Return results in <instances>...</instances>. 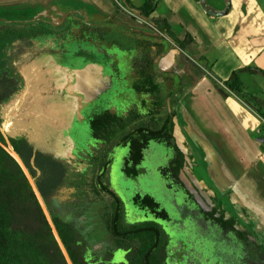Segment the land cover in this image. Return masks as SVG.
<instances>
[{"label":"crops","instance_id":"obj_1","mask_svg":"<svg viewBox=\"0 0 264 264\" xmlns=\"http://www.w3.org/2000/svg\"><path fill=\"white\" fill-rule=\"evenodd\" d=\"M128 1L0 0V24L24 26L27 31L34 27L39 32L34 39L16 42L10 55L15 49L24 53L22 48L46 53L51 45L41 42L45 38L53 46L66 49L64 60H70L69 64L65 62L58 70L61 64L55 61L45 68L64 78L69 99L81 102L79 115L85 109L80 130L73 120L68 132L79 147L92 143V116L125 117L131 106L140 107L141 103L147 106L137 111L144 115L161 111L159 104L165 94L155 97L148 90L152 84L141 69L143 61L154 59L160 75L158 84L164 88L168 85L163 76L177 77L181 84L178 103L173 96L177 91L174 85L171 95H165L167 111L174 110L206 170L217 183L232 190L234 200L264 222V114L258 111L264 108V99L250 91L254 79L264 78V0H158L155 15L170 25L184 48L164 37L160 41L171 44L170 50L156 56V48H148L143 57L140 52L137 56L134 53L133 36L163 35L152 22L134 12L140 11L146 0ZM56 36L71 40L82 36L85 41L62 45L64 40L60 43ZM79 51L85 55L78 56ZM41 57L33 61L32 67L37 70L44 65L40 64ZM246 68L251 70L240 74L248 98L243 101L226 83L234 72ZM173 101L177 104L174 107ZM117 109L123 112L117 113Z\"/></svg>","mask_w":264,"mask_h":264},{"label":"flooded vegetation","instance_id":"obj_2","mask_svg":"<svg viewBox=\"0 0 264 264\" xmlns=\"http://www.w3.org/2000/svg\"><path fill=\"white\" fill-rule=\"evenodd\" d=\"M49 62L50 60L47 61L48 65L52 66ZM27 70L30 72L32 68L27 66ZM168 79V87L171 88L174 82L177 84V77ZM174 88L178 89L176 86ZM160 96L161 94L158 97ZM159 111L154 110L155 113ZM167 112V123L163 122L157 130H161L169 123L168 127L175 126L177 131L180 124L174 110L170 109ZM99 117L91 118L92 142L95 127L99 126ZM77 128L80 130V127ZM114 128L117 129L116 126ZM151 129L152 126L140 139L132 137L128 139L126 145L120 144L118 148L121 150L114 161L109 159L110 156H103L102 160L96 157L100 172L93 178L89 190L91 186L94 194L103 195L106 204L102 208L93 209L92 206L87 208L73 203L64 219L60 220L73 231L72 249L81 263L264 264V222L261 218L238 199L234 200L232 190L217 183L210 172L208 182L196 173L199 168L196 158L198 153L191 145L190 136L185 133L191 149L195 174L215 192L214 201L217 207L233 216L253 235L256 242L247 240L242 233L231 227L229 222L222 223L214 219L210 213L204 212L177 176L176 169L180 166L177 142L170 147L171 143L154 138ZM118 136L123 140L117 133L115 137ZM94 140L96 146L92 143L90 145L93 148L103 142V139L99 138ZM152 149H155L158 159L164 160V165L152 169L161 175V179L159 177L156 179L159 186L154 180L151 182L149 180V183L151 187L157 189L158 194L161 193L160 189L164 184V188L170 193V211L154 197L150 195L142 197L140 192L151 171L145 165L147 154ZM121 151H125L126 156L121 157L120 164L118 156ZM126 184L129 188L125 187ZM124 187V191L130 194L129 198H122L118 194ZM221 203L227 205L229 210L223 209ZM222 215L226 219V214Z\"/></svg>","mask_w":264,"mask_h":264},{"label":"rangeland","instance_id":"obj_3","mask_svg":"<svg viewBox=\"0 0 264 264\" xmlns=\"http://www.w3.org/2000/svg\"><path fill=\"white\" fill-rule=\"evenodd\" d=\"M85 33L86 32H84L83 35ZM87 34L89 36L90 33ZM71 37H74V35ZM30 39H34V37ZM56 39L59 42L60 40H64L62 45H69L71 42L76 43V41L79 44H82V42L85 41V38H82V36H79L77 40H71V38L66 36H56ZM50 41L49 38H45L41 41L47 46L49 44L51 45L48 47L51 48V50L48 51L47 49L46 53L39 51L31 52L30 48H22L24 53L17 51L16 49L12 53L13 67L16 72L22 74V76L24 73L25 84L21 92L2 108L3 121L0 125V129L1 132H4V134H2L6 140H9L12 137L27 138L37 149L43 152L52 153L55 157L66 162L69 169L68 179L65 181L62 188L56 192V195L47 200L48 208L54 219L62 221L68 211H70L69 208L73 203H75V205H83L87 208L92 206L93 209L102 208L103 205L106 204V198L103 195L98 196L91 190L92 180L96 174L100 172L99 161L96 160V157H99V159L102 160L103 156H110L109 159L114 161L121 150V148H118L120 144L126 145L128 139L132 137L140 139L142 134L148 132L151 125L153 126L152 128L156 127L159 129L160 126L163 125V122L167 123V107L165 103L167 100L164 97L161 99V111H159L161 113H155L153 111L149 113V115H144L142 111H137L139 108L142 109L144 106H147L146 103H144V106H142L141 103L140 107L138 105L131 106L125 117H115L106 114L99 117V126L95 127V132L92 136V145L96 146V143L94 142V139L96 138L103 139V142L100 145H97L96 148H93L92 146L84 148V145L79 147L78 143H75L74 140L72 141L73 135L70 136L68 132L69 129H72L71 124L73 120L78 121L77 124H79L80 119H85V117L82 116L85 109L80 112L81 117L77 111L81 102L78 100L71 101L69 99V96L66 94L67 91H65L63 85L64 78L53 73L51 70V72H48L49 69L45 68L48 65V60H50L51 64L55 61H59L61 65L65 62H68L69 64L70 61L64 60L68 55L64 54L67 52L66 49L58 48L57 46L59 45L53 46V43ZM89 41H91V38ZM57 42L55 41V43ZM93 42L95 43V41ZM49 55H53V57H49ZM79 55L85 54L83 52L80 54L79 51L78 56ZM40 56H42L40 64L44 65L37 70L36 67H32L34 66L33 61L36 63ZM27 66L32 68V71L28 72ZM253 83H255V85L252 86L253 89L250 91L264 99V78L259 80L254 79ZM239 98L248 101V98L245 95L240 96ZM117 110V113L123 112L122 109ZM258 111L259 113L264 114V108H259ZM71 115H73V117ZM84 119L82 123L85 122ZM173 123H175V121ZM52 124L58 126L57 131L50 126ZM48 126H50L52 130ZM78 126L79 125H77V127ZM114 126L117 127L116 130ZM83 128L86 130L85 125ZM41 130L43 133L45 131V134H43ZM125 131L126 133H123ZM117 133L123 137V140L120 139V136H118V138L115 137ZM81 134L85 137L86 132L83 131ZM170 143L169 146L173 147L176 143V139L171 140ZM155 154V149H152L151 152L147 154V165L145 166L151 171L147 176L148 179L145 181L144 186L140 189V192L142 193V197L146 195L154 197L157 202L162 203L163 206L170 211V193L164 188V184L162 189H160L161 193L158 194L156 193L157 189L155 190V188L151 187V183H149V180L150 182L154 180L158 185L156 179H158V177L161 179V175L157 174L152 169L164 165V160L158 159ZM122 156H126L125 151L120 152L118 156L119 163L121 162ZM196 158L199 163V168L196 173H198L203 180L208 182V170L205 168L201 155H198ZM90 184L91 186L89 190ZM125 187L129 188V185L126 184ZM125 187L122 188L118 194L122 198H129L130 194L124 191ZM133 192H131V194ZM96 206H98V208ZM221 206L223 207L224 204L221 203ZM226 206L227 205H225L223 209L227 210L228 207ZM77 214H80L79 210ZM209 253H211V251H209Z\"/></svg>","mask_w":264,"mask_h":264},{"label":"trees","instance_id":"obj_4","mask_svg":"<svg viewBox=\"0 0 264 264\" xmlns=\"http://www.w3.org/2000/svg\"><path fill=\"white\" fill-rule=\"evenodd\" d=\"M127 2L129 3L128 0ZM157 2L158 0H146L145 5L140 11L147 21L155 25L163 37L157 38L139 34L133 36L134 53L136 52V56L140 52V56L143 57V52L148 48H156V56L163 54L166 50H170L173 47L171 44L170 46L164 45L160 41L164 40V37L169 38L182 49L184 48L183 44L176 39L170 25L155 15ZM35 29L34 27H29V33L24 26L0 24V125L3 121L2 108L17 96L24 87V79L14 69L10 52L13 51L16 42L38 37L39 32H36ZM115 29L121 32V29ZM91 38L95 39L94 34H91ZM103 41L106 43V38ZM141 65L142 71L146 72L152 84L148 90L153 95L165 94L170 96L171 88L168 85L164 88L157 82L160 75L158 74L154 59L152 61H143ZM249 70L251 69L246 68L234 72L231 79L226 83V87L239 97L245 95L240 74ZM142 71L139 69V74ZM163 77L169 82L166 76ZM175 83L173 85L178 89L173 92V96L176 100L178 94L182 92V87L178 80L177 84ZM176 102L178 103L179 101L176 100ZM176 102L173 101L172 107L177 105ZM168 125L170 124L168 123L161 130H157L155 127L152 128L153 137L168 143L175 139L176 127L172 126V128H169ZM50 126L55 131L58 130V126L53 124ZM50 126L48 127L52 130ZM43 134H45V131ZM8 141H10L14 150L28 167L41 196L47 204V200L56 194L65 184L69 172L66 162L55 157L52 153L37 149L27 138L12 137ZM0 142L5 145L7 144V140L2 134L1 129ZM175 151L177 153L178 149L176 148ZM178 158L180 159V154H178ZM54 224L73 263L82 264L72 249L74 238L71 228L56 219H54ZM0 264H67L26 176L15 159L1 145Z\"/></svg>","mask_w":264,"mask_h":264},{"label":"water","instance_id":"obj_5","mask_svg":"<svg viewBox=\"0 0 264 264\" xmlns=\"http://www.w3.org/2000/svg\"><path fill=\"white\" fill-rule=\"evenodd\" d=\"M205 3V0H202ZM136 14L143 16V14L139 10H134ZM144 18V17H143ZM165 43V42H164ZM170 101H168V107H170ZM4 134V132L2 131ZM176 142L177 147L179 149L180 154V166L176 169L177 176L187 190V192L192 195L195 203L206 213H210L212 217L220 222H229L231 227H233L236 231L242 233L245 238L252 243L256 242V239L253 235L230 214L225 211H221L217 207V203L214 201L215 192L209 188V186L203 181L200 180L194 172V165L191 159V149L189 147V143L187 141V137L183 132L182 127L177 126L176 131ZM0 145L15 159L20 168L22 169L24 175L26 176L33 193L40 204V207L45 214L46 220L51 228V232L63 254V257L67 264H74L66 246L64 245L58 230L54 224V218L50 213V210L46 204V201L41 196L39 189L36 185L34 178L32 177L28 167L18 155V153L12 147L10 141L7 140V144H3L0 142ZM222 214H226V219Z\"/></svg>","mask_w":264,"mask_h":264},{"label":"bare ground","instance_id":"obj_6","mask_svg":"<svg viewBox=\"0 0 264 264\" xmlns=\"http://www.w3.org/2000/svg\"><path fill=\"white\" fill-rule=\"evenodd\" d=\"M51 63V62H50ZM52 66H53V64H52ZM59 68H64V63H62V65L60 66V65H58V70H59ZM53 70V69H52ZM72 117H73V115H71Z\"/></svg>","mask_w":264,"mask_h":264},{"label":"built area","instance_id":"obj_7","mask_svg":"<svg viewBox=\"0 0 264 264\" xmlns=\"http://www.w3.org/2000/svg\"><path fill=\"white\" fill-rule=\"evenodd\" d=\"M262 124H263V127H264V120H263Z\"/></svg>","mask_w":264,"mask_h":264}]
</instances>
